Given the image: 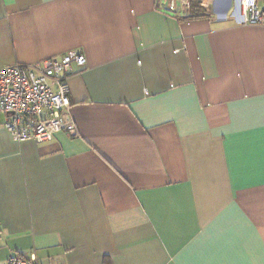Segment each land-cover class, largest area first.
Instances as JSON below:
<instances>
[{
  "label": "crops",
  "instance_id": "obj_1",
  "mask_svg": "<svg viewBox=\"0 0 264 264\" xmlns=\"http://www.w3.org/2000/svg\"><path fill=\"white\" fill-rule=\"evenodd\" d=\"M176 3L0 0V67L86 57L73 134L0 111V264H264V25Z\"/></svg>",
  "mask_w": 264,
  "mask_h": 264
},
{
  "label": "built area",
  "instance_id": "obj_2",
  "mask_svg": "<svg viewBox=\"0 0 264 264\" xmlns=\"http://www.w3.org/2000/svg\"><path fill=\"white\" fill-rule=\"evenodd\" d=\"M210 10L212 0H196ZM175 10L176 0H157ZM191 0H178L183 16L189 14ZM242 22L264 25V6L258 0H239ZM73 64L81 69L86 64L82 52L70 50L33 64L16 63L0 67V111L6 114L4 129L15 141L32 139L38 143L51 140L61 131L73 134L74 121L70 116L68 77ZM5 264H38L34 255L11 252Z\"/></svg>",
  "mask_w": 264,
  "mask_h": 264
},
{
  "label": "trees",
  "instance_id": "obj_3",
  "mask_svg": "<svg viewBox=\"0 0 264 264\" xmlns=\"http://www.w3.org/2000/svg\"><path fill=\"white\" fill-rule=\"evenodd\" d=\"M189 14L185 18L207 16L205 9H203L196 0H191Z\"/></svg>",
  "mask_w": 264,
  "mask_h": 264
}]
</instances>
